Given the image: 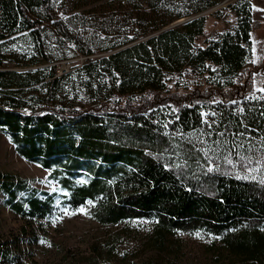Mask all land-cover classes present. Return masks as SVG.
<instances>
[{
  "label": "trees",
  "instance_id": "16d2710c",
  "mask_svg": "<svg viewBox=\"0 0 264 264\" xmlns=\"http://www.w3.org/2000/svg\"><path fill=\"white\" fill-rule=\"evenodd\" d=\"M218 3L0 0V129L20 157L49 171L64 206L90 202L100 227H118L86 254L63 252L64 264H182L169 237L197 233L220 242L205 246L216 262L264 264V90L253 97L247 79L234 83L252 45V3L211 11L228 10L235 23L209 38L202 13ZM16 33L47 62L48 34L85 57L77 70L90 103L80 108L60 91L55 65L5 66L12 54L2 40ZM177 73L214 86L169 91ZM0 194L21 221L0 238V264H20L23 246L49 238L56 195L1 170Z\"/></svg>",
  "mask_w": 264,
  "mask_h": 264
},
{
  "label": "rangeland",
  "instance_id": "374dc122",
  "mask_svg": "<svg viewBox=\"0 0 264 264\" xmlns=\"http://www.w3.org/2000/svg\"><path fill=\"white\" fill-rule=\"evenodd\" d=\"M236 0H219L214 7L221 9L228 4H234ZM253 27L251 31L252 45L243 70L235 77L234 83L240 84L245 79L251 84L250 96H259L264 90V0H251ZM211 10V11H214ZM210 11V12H211ZM206 13L205 29L209 38H215L220 32L231 29L235 23V16L228 10L221 13L218 18ZM189 19V18H188ZM188 19H180L172 22L169 26L181 27ZM4 47L12 55L6 54L4 65L17 70L25 71L35 68L56 67V76L60 79V91L65 95L69 93V99L74 96L72 103L83 108L90 103V98L82 90L81 84L84 80L83 73L78 71L85 60L70 45H60L54 35L48 34L46 43L48 52L53 62H47L45 58L33 47L26 34L16 33L4 36ZM202 44V43H201ZM97 56L92 57L96 59ZM37 59L39 62L30 65ZM19 62V63H18ZM59 73V75H58ZM216 81V80H215ZM214 81L207 75L198 76L195 79L185 80L178 73L168 76V89L190 92L192 89H203L213 85ZM211 86V87H212ZM0 170L9 172L18 177L29 179L33 187L39 190L54 193L57 211L48 221L49 238L45 243L36 246H23L24 255L20 264H64L61 261L63 252L68 251L70 255L86 254L93 241L106 237L108 233L115 231L118 227H100L91 217L90 208L92 203L88 202L77 210H70L61 203V197L65 192L56 181L49 177V171L43 169L38 163L25 160L20 157L10 141L8 134L0 129ZM82 180V177L79 178ZM83 209V212L81 211ZM67 210V212L65 211ZM21 221L13 215L3 204L0 194V238L11 239L17 233ZM216 240L203 236L187 237L184 235L170 236L169 244L181 245L184 255L179 261L182 264H230L226 260L216 262L215 255L218 251H207L206 245ZM216 240V245H220ZM175 249V248H173Z\"/></svg>",
  "mask_w": 264,
  "mask_h": 264
},
{
  "label": "snow or ice",
  "instance_id": "6c2138e0",
  "mask_svg": "<svg viewBox=\"0 0 264 264\" xmlns=\"http://www.w3.org/2000/svg\"><path fill=\"white\" fill-rule=\"evenodd\" d=\"M212 169L209 168V171H211ZM67 212V210H65ZM81 211L83 212V209H81ZM197 236H199V233H197ZM41 243H45L44 241H41Z\"/></svg>",
  "mask_w": 264,
  "mask_h": 264
},
{
  "label": "water",
  "instance_id": "95a60500",
  "mask_svg": "<svg viewBox=\"0 0 264 264\" xmlns=\"http://www.w3.org/2000/svg\"><path fill=\"white\" fill-rule=\"evenodd\" d=\"M215 8H212L211 10H214ZM211 10H209V11H206V12H204V13H202V14H206V13H208V12H210ZM182 20V19H181ZM170 27H172V26H170ZM167 28H169V27H167ZM166 28V29H167ZM165 30V29H164Z\"/></svg>",
  "mask_w": 264,
  "mask_h": 264
},
{
  "label": "built area",
  "instance_id": "2783aa9c",
  "mask_svg": "<svg viewBox=\"0 0 264 264\" xmlns=\"http://www.w3.org/2000/svg\"><path fill=\"white\" fill-rule=\"evenodd\" d=\"M58 75H59V73H58Z\"/></svg>",
  "mask_w": 264,
  "mask_h": 264
}]
</instances>
